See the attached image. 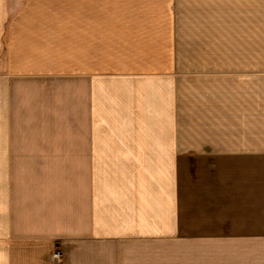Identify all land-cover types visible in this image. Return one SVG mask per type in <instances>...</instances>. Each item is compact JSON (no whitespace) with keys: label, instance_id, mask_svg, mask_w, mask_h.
Segmentation results:
<instances>
[{"label":"crops","instance_id":"0c3cea01","mask_svg":"<svg viewBox=\"0 0 264 264\" xmlns=\"http://www.w3.org/2000/svg\"><path fill=\"white\" fill-rule=\"evenodd\" d=\"M145 261L264 264V0H0V264Z\"/></svg>","mask_w":264,"mask_h":264},{"label":"rangeland","instance_id":"374dc122","mask_svg":"<svg viewBox=\"0 0 264 264\" xmlns=\"http://www.w3.org/2000/svg\"><path fill=\"white\" fill-rule=\"evenodd\" d=\"M57 251H60V255L59 256H56L55 255V253L57 252ZM52 259H54V260H57V261H61L62 259H63V252H62V250L61 249H59L58 247L54 250V252H53V254H52ZM148 258L146 257V260H147ZM145 264H149V263H146V261H145ZM151 264V263H150Z\"/></svg>","mask_w":264,"mask_h":264},{"label":"built area","instance_id":"2783aa9c","mask_svg":"<svg viewBox=\"0 0 264 264\" xmlns=\"http://www.w3.org/2000/svg\"><path fill=\"white\" fill-rule=\"evenodd\" d=\"M55 255H56V256H59V255H60V251H57V252L55 253Z\"/></svg>","mask_w":264,"mask_h":264}]
</instances>
